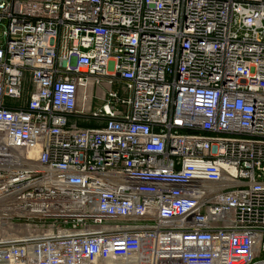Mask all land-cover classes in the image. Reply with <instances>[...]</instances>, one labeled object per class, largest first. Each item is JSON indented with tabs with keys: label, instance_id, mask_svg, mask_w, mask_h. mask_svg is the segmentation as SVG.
<instances>
[{
	"label": "built area",
	"instance_id": "built-area-1",
	"mask_svg": "<svg viewBox=\"0 0 264 264\" xmlns=\"http://www.w3.org/2000/svg\"><path fill=\"white\" fill-rule=\"evenodd\" d=\"M0 264H264V0H0Z\"/></svg>",
	"mask_w": 264,
	"mask_h": 264
},
{
	"label": "trees",
	"instance_id": "trees-1",
	"mask_svg": "<svg viewBox=\"0 0 264 264\" xmlns=\"http://www.w3.org/2000/svg\"><path fill=\"white\" fill-rule=\"evenodd\" d=\"M83 126H87V127L93 126V122L85 123V125H83Z\"/></svg>",
	"mask_w": 264,
	"mask_h": 264
},
{
	"label": "rangeland",
	"instance_id": "rangeland-1",
	"mask_svg": "<svg viewBox=\"0 0 264 264\" xmlns=\"http://www.w3.org/2000/svg\"><path fill=\"white\" fill-rule=\"evenodd\" d=\"M85 123H90V122H80V121L78 122V124L82 126L85 125Z\"/></svg>",
	"mask_w": 264,
	"mask_h": 264
}]
</instances>
